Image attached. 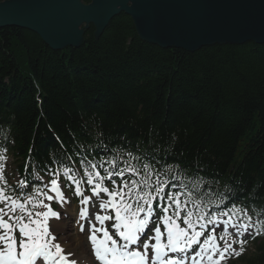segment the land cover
Segmentation results:
<instances>
[{
    "label": "trees",
    "instance_id": "obj_1",
    "mask_svg": "<svg viewBox=\"0 0 264 264\" xmlns=\"http://www.w3.org/2000/svg\"><path fill=\"white\" fill-rule=\"evenodd\" d=\"M94 33L53 50L0 28V133L19 170L48 173L70 157L114 171L147 164L181 192L264 220V44L162 48L125 13ZM247 261L264 264V230Z\"/></svg>",
    "mask_w": 264,
    "mask_h": 264
},
{
    "label": "snow or ice",
    "instance_id": "obj_2",
    "mask_svg": "<svg viewBox=\"0 0 264 264\" xmlns=\"http://www.w3.org/2000/svg\"><path fill=\"white\" fill-rule=\"evenodd\" d=\"M109 163L115 168L114 161ZM101 169L102 164L90 163L79 178L68 168L53 171L43 188L20 181L21 192L32 189L24 196L15 189L9 193L11 186L0 169V264H77L49 228L51 219H60L52 204L70 203L67 187L82 205L99 200L95 222L88 207H82L79 216L89 221V241L100 264H222L241 254L243 247L237 252L233 244L243 245L245 234L254 238L264 230V220L254 221L235 204L206 203L194 198L192 191H167L177 185L160 180L150 165L145 164L143 171L131 164L119 171ZM149 230L151 235L144 239ZM231 235L241 239L229 242L226 236Z\"/></svg>",
    "mask_w": 264,
    "mask_h": 264
},
{
    "label": "water",
    "instance_id": "obj_3",
    "mask_svg": "<svg viewBox=\"0 0 264 264\" xmlns=\"http://www.w3.org/2000/svg\"><path fill=\"white\" fill-rule=\"evenodd\" d=\"M121 13L139 37L195 52L215 44H264V0H4L0 28L30 30L53 50L80 47L91 25L99 39Z\"/></svg>",
    "mask_w": 264,
    "mask_h": 264
},
{
    "label": "rangeland",
    "instance_id": "obj_4",
    "mask_svg": "<svg viewBox=\"0 0 264 264\" xmlns=\"http://www.w3.org/2000/svg\"><path fill=\"white\" fill-rule=\"evenodd\" d=\"M11 163L9 164V167H7L6 169V173L8 174V177H9V182H12L14 183L16 180L18 181L19 177H18V174H17V171L14 169V162H13V159L11 158L10 159ZM73 206V205H71ZM78 208V210H77ZM80 205L76 207V210L77 212L80 211ZM253 219V218H252ZM63 220L67 221V220H70V217H69V214L65 213L64 214V218ZM254 220V219H253ZM72 223V222H70ZM77 231L76 230H72V235H69V233L64 236H67V240L65 241L66 244H69L70 242H75V239H77L80 235L76 233ZM86 237H83L82 235L80 237H83V240L85 242V247L82 248V249H78V253L79 252H84V250L87 251V253L90 255L91 251H90V246H91V243L89 244V241H88V236L85 235ZM147 236L148 234L145 235L144 239H147ZM63 238V236L61 237ZM59 239L62 240V239ZM87 239V240H86ZM226 239L231 242L233 240H237L239 241V239H241L240 237H236L235 235H231V236H226ZM245 242L243 245H241L240 243H235L233 244V248L237 251V252H241V247H243V251L241 252V254L239 256H235V255H232L230 256L228 259L222 261V264H250L249 261L246 260H242L241 258H248V256H250L251 254H253L255 252V248H254V245L252 244L253 243V240L254 238L252 236H249L247 234H245L242 238ZM249 246L246 245L247 243H249ZM59 243V242H58ZM221 244H223V242H221ZM90 258V257H89ZM90 264H96V261L94 258H90Z\"/></svg>",
    "mask_w": 264,
    "mask_h": 264
},
{
    "label": "bare ground",
    "instance_id": "obj_5",
    "mask_svg": "<svg viewBox=\"0 0 264 264\" xmlns=\"http://www.w3.org/2000/svg\"><path fill=\"white\" fill-rule=\"evenodd\" d=\"M66 212H70L71 215V219L73 220H77V221H82L83 219L81 217L78 216V214L75 212V209L71 210L70 208H66ZM72 212V213H71ZM75 226V224L73 223V227ZM52 227L54 229L55 232H64V231H71V229H74L72 227V225H70L69 221H63V222H57L56 220H53L52 222ZM79 232V231H78ZM79 235L81 236V234L79 233ZM78 237L77 239H75V242H70L69 244H65L64 249V253L68 254L71 253L72 255L70 256V258L72 260H75L77 262V264H88L89 263V254L87 253L86 250H84V252H79L78 253V249H82L85 247V242L83 240V237ZM62 240H64L62 238ZM206 264V262H205Z\"/></svg>",
    "mask_w": 264,
    "mask_h": 264
}]
</instances>
